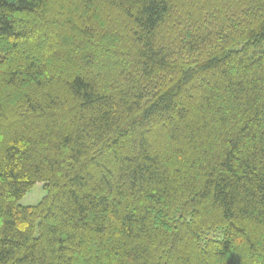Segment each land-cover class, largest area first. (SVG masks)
I'll list each match as a JSON object with an SVG mask.
<instances>
[{
    "label": "trees",
    "instance_id": "16d2710c",
    "mask_svg": "<svg viewBox=\"0 0 264 264\" xmlns=\"http://www.w3.org/2000/svg\"><path fill=\"white\" fill-rule=\"evenodd\" d=\"M0 264H264V0H0Z\"/></svg>",
    "mask_w": 264,
    "mask_h": 264
},
{
    "label": "rangeland",
    "instance_id": "374dc122",
    "mask_svg": "<svg viewBox=\"0 0 264 264\" xmlns=\"http://www.w3.org/2000/svg\"><path fill=\"white\" fill-rule=\"evenodd\" d=\"M87 49H89V47H84L83 50H87ZM98 54L99 52L96 55ZM100 55L101 53L98 56L100 57ZM43 196H44V190L36 186L22 198L21 203L23 205H28V206L35 205L43 198Z\"/></svg>",
    "mask_w": 264,
    "mask_h": 264
}]
</instances>
